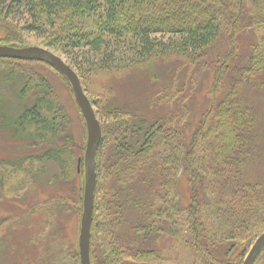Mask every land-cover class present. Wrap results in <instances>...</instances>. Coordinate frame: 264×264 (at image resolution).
<instances>
[{"label": "trees", "instance_id": "trees-1", "mask_svg": "<svg viewBox=\"0 0 264 264\" xmlns=\"http://www.w3.org/2000/svg\"><path fill=\"white\" fill-rule=\"evenodd\" d=\"M0 30V45L24 48V36L39 38L81 81L167 70L150 80L144 109L122 105L109 85L102 86L101 104L90 100L102 128L92 264L243 263L264 232V180L253 175L264 160V141L248 104L264 77V0H0ZM22 64L61 74L44 62L0 58V92L12 95V102L0 95L1 128L46 148L39 159L60 167L56 180L85 178L84 156L64 132L65 113L53 89ZM207 73L206 110L195 124L191 100ZM18 78L38 94L22 111ZM0 164L12 168L8 178L29 170L18 162ZM181 174L186 203L177 188ZM80 206L82 213V197ZM173 242L183 260L169 259L166 247ZM68 255L69 264H80L77 243ZM263 261L264 249L255 264Z\"/></svg>", "mask_w": 264, "mask_h": 264}, {"label": "rangeland", "instance_id": "rangeland-1", "mask_svg": "<svg viewBox=\"0 0 264 264\" xmlns=\"http://www.w3.org/2000/svg\"><path fill=\"white\" fill-rule=\"evenodd\" d=\"M24 37L26 41L24 47L42 46V41L34 35ZM3 39L4 32L0 30V40ZM248 41H250V38ZM248 41L245 42V45L248 44ZM244 49L246 52L245 47ZM51 51L53 50L51 49ZM53 52L68 63V60L59 52ZM22 65L24 66L19 67L35 72L40 77L48 80L53 89L55 100L65 113L60 122L64 125V132L71 135V144H73L72 148L75 149V153L85 156L87 128L71 85L62 74H59L50 66ZM166 73L167 70L160 67L152 72L132 70L115 77L107 75L106 77L89 78V76H85L81 82L84 85V90L85 86L88 89L89 93L85 92L92 101L95 100L101 104L102 86L109 85L114 89L115 97L123 103L122 105L131 103L141 110L146 108L147 95L151 89L150 84H152L150 80L165 76ZM18 80L21 82L18 84V81H15L14 86L18 85L20 92L23 93L17 107L19 111H22L34 104L38 94L35 93L33 86L26 91L25 84L20 78ZM200 80L198 90L191 100V107L195 110L193 120L195 124L206 110V92L212 83V74L207 73ZM258 81L260 84L258 88L261 92H251L248 104L254 113L256 111L255 115L258 116L259 121L257 127L261 140L264 141V77H261ZM9 85L11 88L10 93L16 94L11 87L13 85ZM6 90H8L7 87ZM0 95L3 97L2 102L9 101L12 98V95H7L4 92H0ZM15 97L16 99L19 98L17 94ZM22 101L23 103H21ZM10 102H12V99ZM192 129L188 128L189 134L192 133ZM45 150L46 148L35 146L33 141L19 142L0 126V163L18 162L23 165L20 170L24 166L29 169L25 173L23 171L16 172L8 178L4 177L7 176L4 174L10 173L12 168L5 169L6 166L3 167L0 164V264H61L60 261L69 264L68 254H70L76 243L77 247L79 246L83 214V212L81 213L80 198H83L82 195H84L85 178L80 175V177H73L71 181L56 180L54 176L58 177L60 175V167L55 162L40 161L39 159ZM253 171L255 178L264 180V160L256 164ZM2 177L5 178V185ZM177 188L183 202L186 203L189 191L187 180L182 174ZM64 199H69V201ZM61 203H64V205ZM7 235H11V237H6L3 243L4 249L1 252V238ZM166 251L169 254V259H184L181 256L183 253L176 248L174 242L172 245L167 244ZM260 264H264V261Z\"/></svg>", "mask_w": 264, "mask_h": 264}, {"label": "water", "instance_id": "water-1", "mask_svg": "<svg viewBox=\"0 0 264 264\" xmlns=\"http://www.w3.org/2000/svg\"><path fill=\"white\" fill-rule=\"evenodd\" d=\"M1 59L21 61H39L55 67L69 82L75 96L76 103L85 120L87 128V146L84 156V195L83 214L79 236L80 264L91 263V229L94 215L95 192L97 188V153L102 141V128L94 107L86 95L82 82L75 70L53 51L39 47L24 48L0 45ZM82 159H78V173L81 171ZM264 249V232L253 244L242 264H255Z\"/></svg>", "mask_w": 264, "mask_h": 264}]
</instances>
